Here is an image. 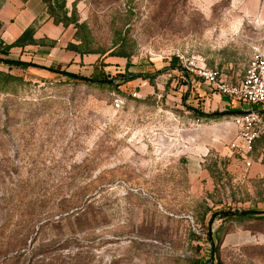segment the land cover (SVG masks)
<instances>
[{
  "label": "rangeland",
  "instance_id": "rangeland-1",
  "mask_svg": "<svg viewBox=\"0 0 264 264\" xmlns=\"http://www.w3.org/2000/svg\"><path fill=\"white\" fill-rule=\"evenodd\" d=\"M64 8L94 46L128 57L102 67L118 88L24 71L0 92V264H264V221L210 220L228 208L264 210V178L249 181L250 167L238 175L216 149H197L189 108L199 98L154 91L142 100L134 90L149 74V86L161 84L158 72L172 74L171 58L190 51L223 74L221 59H232L242 75L254 50L264 54L256 0H65ZM128 73L136 78L122 83ZM262 147L264 134L252 160ZM192 157L204 160L203 174ZM208 226L228 231L211 244Z\"/></svg>",
  "mask_w": 264,
  "mask_h": 264
},
{
  "label": "crops",
  "instance_id": "crops-1",
  "mask_svg": "<svg viewBox=\"0 0 264 264\" xmlns=\"http://www.w3.org/2000/svg\"><path fill=\"white\" fill-rule=\"evenodd\" d=\"M254 15L258 21L264 24V0H256V11ZM30 26H34L33 39L36 43L12 47L8 54V58L12 60L24 63L31 62L37 65V67H13L12 69L20 75L24 71L31 72L42 78L52 75H62L45 68L72 74L83 73L84 70L95 71V66L101 59L105 63H121V59L119 57L117 58V56L103 57L99 54L80 55L68 49L67 45L69 43H77L74 36L75 29L72 25L65 26L62 23H55L47 12V7L43 0H0L1 44H12ZM197 55L204 58V64L209 68L206 64L205 57L194 51L186 52L185 54H176L178 59L176 63L178 66L182 64L178 56L189 59ZM223 68L226 70V75L233 81H238L242 77L239 72L235 71L232 59H221L222 71ZM171 71L172 74L167 73L157 76L156 79H159L161 84L156 83L155 87H151L149 86V82H147L148 78H145L141 80V85L137 84L134 87V90L138 89L139 97L142 100L148 94L154 93V91H164L163 95L159 94L158 96L172 97L178 101L185 99L188 102L195 103L199 98L202 104L199 109L204 113L228 112L227 114L229 115H237L239 113L245 114L253 111L264 117V104L257 106L243 105L225 95H220L219 93L216 95V92H210L208 86H206L202 79L194 74L187 73V75H182V71L179 68L172 69ZM151 75L149 74V76ZM163 84H169L173 89L166 90L163 88ZM220 106L221 109H219ZM192 107L195 106L192 105ZM213 109L218 110L215 111ZM190 113L193 115L192 110H190ZM233 118L231 116L229 120H221V122L218 121L210 126H204L203 121L205 119H195L193 117L189 125L191 129H196L199 134L191 137V141L200 146L197 149L202 147L206 149L205 151H208V148L216 149L219 159L221 157V162L227 163V165H224L225 168L233 173L236 172L239 175L241 171L245 170L244 162L250 161L251 166L247 170L246 179L253 181L263 178L264 161L262 160V156L264 147L261 148L259 157L255 158V161L252 160V146L255 145L256 140L249 145L238 139L236 137V128L232 122ZM209 129H214L217 132H212ZM197 157L191 158L194 166L192 170L203 174L205 172V168L203 167L204 160Z\"/></svg>",
  "mask_w": 264,
  "mask_h": 264
},
{
  "label": "trees",
  "instance_id": "trees-1",
  "mask_svg": "<svg viewBox=\"0 0 264 264\" xmlns=\"http://www.w3.org/2000/svg\"><path fill=\"white\" fill-rule=\"evenodd\" d=\"M47 7V12L49 15L53 18L55 23H62L65 26L73 25L75 28V40L77 43H69L67 45V48L70 50H73L80 55H86V54H99L100 56H117V57H128L123 52H118V50L113 49L111 52L106 54L104 51H102L98 46H94L95 39L91 35L90 31L86 27L84 23H78L77 16L75 14H67V11L64 8L65 0H43ZM33 32H34V26H30L27 29L23 31V33L10 45H3L0 43V63H2L6 68L0 70V92H6L9 93L13 91V88L16 87L17 84L22 83L23 79L20 77L21 75L17 72L11 73V70L13 67H37L34 63H24L17 60H12L8 58L9 50L12 47H20L24 46L26 44H35L36 41L33 39ZM178 59L177 57H173L170 60L169 66L165 69H175L180 68L182 71V75H187V73L184 71V69L181 66L177 65ZM105 66L103 59L99 60L97 65L95 66L96 71V77L86 78L78 74H72L68 72H58L56 70H51L53 72L60 73L62 75H65L67 77H71L73 79H83L87 80L88 84H92L97 82L99 86H102L103 84L107 83V86L111 87L114 86V88H118L121 84L115 83L111 84V81L114 80H107L104 71L102 67ZM130 67L129 62L125 64V70H128ZM164 69V70H165ZM162 73V72H161ZM158 72V74H161ZM79 77V78H78ZM122 83L132 81L136 78V76L133 73H128L127 75L122 76ZM147 78L153 80L154 77L148 76ZM109 83V84H108ZM122 93V92H121ZM183 98V97H182ZM5 104V102H4ZM189 110L193 111V117L195 119H219L220 117L228 116V117H235L242 115V113H239L237 115H229V114H220L217 115V112L214 113H204L199 108L190 107ZM263 141H261V144ZM252 150H254V146H252ZM230 207H232V202L230 203ZM207 212L210 211L209 208H206ZM205 214V213H204ZM203 214V216H204ZM213 215L219 216L222 219H225L227 221H233L236 223H241L243 221H264V210H255V209H232L228 208L227 210H223L220 212H214L210 216V220L213 217ZM228 229L226 226H219L214 232L211 231L210 227L206 228V234L205 238L213 244V239L217 241V244L221 242L224 235L227 233ZM214 252H216V246ZM199 260L195 259L192 261V264H198Z\"/></svg>",
  "mask_w": 264,
  "mask_h": 264
},
{
  "label": "built area",
  "instance_id": "built-area-1",
  "mask_svg": "<svg viewBox=\"0 0 264 264\" xmlns=\"http://www.w3.org/2000/svg\"><path fill=\"white\" fill-rule=\"evenodd\" d=\"M178 57L182 61L180 66L184 71L201 78L210 92L225 95L243 105L264 104V54L260 51L254 50L251 53L242 77L238 81H233L216 68H208L201 56L197 55L189 59L182 56ZM132 95L136 96V93ZM113 104L116 109L122 108L124 100L115 97ZM232 122L237 128L236 137L246 144H252L264 134V117L257 112L252 111L235 116ZM250 166V161L244 162L246 169Z\"/></svg>",
  "mask_w": 264,
  "mask_h": 264
},
{
  "label": "water",
  "instance_id": "water-1",
  "mask_svg": "<svg viewBox=\"0 0 264 264\" xmlns=\"http://www.w3.org/2000/svg\"><path fill=\"white\" fill-rule=\"evenodd\" d=\"M79 78V77H78ZM117 80L116 79H114V80H112L111 82L112 83H115ZM228 112H223V113H221V112H217L216 114L217 115H220V114H227ZM213 260V253H211V258H210V262Z\"/></svg>",
  "mask_w": 264,
  "mask_h": 264
}]
</instances>
